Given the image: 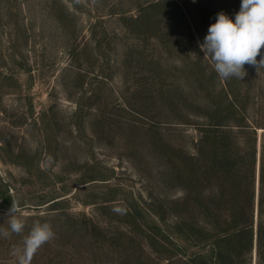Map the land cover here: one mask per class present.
I'll use <instances>...</instances> for the list:
<instances>
[{
  "label": "rangeland",
  "instance_id": "obj_1",
  "mask_svg": "<svg viewBox=\"0 0 264 264\" xmlns=\"http://www.w3.org/2000/svg\"><path fill=\"white\" fill-rule=\"evenodd\" d=\"M240 6L0 0V226L10 197L25 219L51 216L59 249L42 246L46 264H213L215 157L246 155L254 137L259 157L264 131V68L221 79L200 49L217 14ZM82 214L101 228L90 243L69 236ZM256 228L245 264H257ZM20 238L0 237V264H17Z\"/></svg>",
  "mask_w": 264,
  "mask_h": 264
},
{
  "label": "trees",
  "instance_id": "obj_2",
  "mask_svg": "<svg viewBox=\"0 0 264 264\" xmlns=\"http://www.w3.org/2000/svg\"><path fill=\"white\" fill-rule=\"evenodd\" d=\"M214 139L216 148H222L229 152L228 147L232 148L233 146L232 139L226 135L223 137L216 135ZM257 142L258 138L254 137L253 145L248 151H245L246 155L232 152L228 155L215 157L217 169L213 173V177L222 181V187L221 192L215 196L217 201L213 205V264H245L247 262L253 251L255 218L257 222V264H264V132L261 137L259 157ZM2 200L10 209L13 200L10 197L2 198ZM58 204L59 201L54 202L51 206L56 207ZM56 210L51 209L49 212ZM48 217L36 216L26 219V221L30 224L36 221L43 223L48 221ZM56 217L60 220L63 215ZM68 222L71 224L70 229L73 230L69 236L75 239L72 241L74 243H90L94 237L89 233V230L101 231L99 225L87 215L71 216L68 218ZM183 225H185L184 222L176 226L177 228L182 227L181 232L187 243L197 242L198 237L192 232V229L183 231ZM25 231H29L28 227L25 228ZM166 231H169L168 228ZM51 242L55 249H59L56 236ZM44 248L46 247L39 249L33 257L32 263L36 261L45 264L47 261L48 263L54 262L51 258L46 257L45 251L47 250L43 251ZM53 257L59 263L58 259L61 255L55 254Z\"/></svg>",
  "mask_w": 264,
  "mask_h": 264
},
{
  "label": "clouds",
  "instance_id": "obj_3",
  "mask_svg": "<svg viewBox=\"0 0 264 264\" xmlns=\"http://www.w3.org/2000/svg\"><path fill=\"white\" fill-rule=\"evenodd\" d=\"M264 0H241L240 10L231 19L223 11L216 16V22L208 28V33L200 44L204 56L211 59L215 72L221 79L235 77L241 81L247 75L245 65L264 68ZM260 59L257 60V57ZM122 213L124 209L114 208ZM7 227L0 226V237L9 239L13 234L22 236L19 246L11 249V255L17 264H32L39 249L55 238V232L49 222H34L27 234L28 226L18 202L13 200L6 213Z\"/></svg>",
  "mask_w": 264,
  "mask_h": 264
},
{
  "label": "water",
  "instance_id": "obj_4",
  "mask_svg": "<svg viewBox=\"0 0 264 264\" xmlns=\"http://www.w3.org/2000/svg\"><path fill=\"white\" fill-rule=\"evenodd\" d=\"M262 132H264V131H262Z\"/></svg>",
  "mask_w": 264,
  "mask_h": 264
},
{
  "label": "bare ground",
  "instance_id": "obj_5",
  "mask_svg": "<svg viewBox=\"0 0 264 264\" xmlns=\"http://www.w3.org/2000/svg\"><path fill=\"white\" fill-rule=\"evenodd\" d=\"M261 131V130H260Z\"/></svg>",
  "mask_w": 264,
  "mask_h": 264
}]
</instances>
